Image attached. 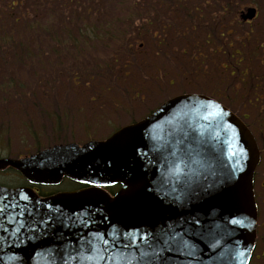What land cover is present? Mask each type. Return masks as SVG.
<instances>
[{
  "label": "water",
  "instance_id": "water-1",
  "mask_svg": "<svg viewBox=\"0 0 264 264\" xmlns=\"http://www.w3.org/2000/svg\"><path fill=\"white\" fill-rule=\"evenodd\" d=\"M208 101L176 97L106 140L1 158L0 170L16 168L32 183L58 184L68 175L94 187L47 198L29 186L0 187V264H247L258 159L236 116ZM197 119L209 135L205 158L213 147L227 158L221 205L209 194L194 202L188 144ZM116 183L114 197L103 192Z\"/></svg>",
  "mask_w": 264,
  "mask_h": 264
},
{
  "label": "trees",
  "instance_id": "trees-1",
  "mask_svg": "<svg viewBox=\"0 0 264 264\" xmlns=\"http://www.w3.org/2000/svg\"><path fill=\"white\" fill-rule=\"evenodd\" d=\"M233 4L234 0H0V92L6 96L2 97L4 104L17 100L22 105L31 99L66 103L70 96L59 83L71 88L79 85L88 94L84 83L92 84L99 76L104 79V73L120 65L122 58L131 60L139 39L152 37V45L158 48L163 44L168 51L171 42L166 41H172L177 33H194L196 21L212 19L201 13L224 11ZM93 23L99 28L94 30ZM105 37L109 40L103 41ZM203 37L207 42L208 35ZM53 77L56 87L50 86ZM111 86L100 85V89L107 91ZM45 91L52 96L43 94ZM34 107L55 120L68 119L70 112L65 106V111L62 108L55 115L49 103ZM2 114L4 122L11 118L9 110ZM6 132L4 129L0 139Z\"/></svg>",
  "mask_w": 264,
  "mask_h": 264
},
{
  "label": "rangeland",
  "instance_id": "rangeland-1",
  "mask_svg": "<svg viewBox=\"0 0 264 264\" xmlns=\"http://www.w3.org/2000/svg\"><path fill=\"white\" fill-rule=\"evenodd\" d=\"M237 9H239V0L233 11ZM92 28L96 30L99 26L93 23ZM234 31L239 32V29ZM226 39L228 41V37H226ZM108 40L109 38L106 37L103 39V41ZM230 40L231 47H233L231 48V52H234V50L239 47V41H236L233 37H231ZM171 57L172 55H168V58L171 59ZM235 60H237V58L232 57V60H228V62H233ZM118 62L121 65L113 66V69L110 68V70L108 69L107 72L104 73L106 76L104 79L99 76L92 84H90V82L84 83L83 86H86V89L89 90L88 94L91 93V95L83 92L81 88L79 89V85L78 88H71L70 86L65 87V84H55L57 80L55 77L49 79L53 82V85L50 86L56 87L57 85L58 87H62L67 94L69 92L70 99L66 103H64V100L59 103L58 100L55 101L54 99H51L49 102L50 105H53L52 110L56 111L54 113L55 115H59L62 108L63 111L68 107L70 108L67 110H71V118L67 121L64 118L62 119L63 124L61 126L64 125L66 128L55 130L57 123H55L56 125H52V117L47 115V111L45 113L43 109L39 111L37 107L35 108V101L32 99L30 101H24L22 104L23 106L17 103V100L6 102V104H4V101L0 102V109L2 111L9 110L10 116L13 117L11 119V130L6 132L3 144L0 142V156H17L20 153L35 151V142L37 139L32 138L30 128H34L33 131L37 130L42 135V137L39 138L42 147L49 145L51 141L54 142L60 135L62 140H76L79 142H83L89 138H104L118 127L143 118L164 100L174 95L206 88H208V91L212 89L205 77L195 79L194 85H192V76L189 74L188 81H186V74L182 76L177 74L178 70L175 68L177 65L173 60L163 59L161 61H156L150 58L147 65L139 61V64H134L126 69L122 67V65L127 66L125 62H123V58L118 60ZM155 67L160 68V72ZM125 71L126 75L124 73ZM227 73L228 70L226 74ZM116 75H118L120 79H117ZM212 76H214V73L211 74V77ZM213 78L214 77H212V79ZM106 84H112L114 86L115 89L112 94L119 97V99L113 100V103L109 104L107 109L101 111V106L106 104L105 99L101 98L99 103L101 105H96L92 98H99V91L104 92L103 89H100V85L105 86ZM95 85L98 86L95 87ZM221 85H223V88L227 89H224L225 94L229 91L233 96V94H235L234 92H237L236 87H239V82L237 83L235 78L234 80L233 78H229L227 83L222 82ZM43 94L52 96L50 91H45ZM0 97L6 98L1 92ZM236 97L238 98V95ZM41 102H43V100H41ZM107 102H110L109 99H107ZM2 111L0 113V129L6 126L3 124L5 121L3 117L5 115L2 114ZM40 114H42L41 120L37 124V119L40 117ZM67 115H70V113ZM29 118H32V124H30ZM7 121L8 120H6V122ZM25 123L27 125H24ZM67 126L69 128H67ZM9 137H11L12 140L6 142ZM4 172L5 174L4 178L2 176V181H4L5 184H20L18 182L22 179L16 175L17 173L15 174L10 170H5ZM9 174L10 177L8 176ZM71 185L72 183L69 180H65L63 184L52 189L57 191L58 189L61 190L60 186L66 189L72 187Z\"/></svg>",
  "mask_w": 264,
  "mask_h": 264
},
{
  "label": "flooded vegetation",
  "instance_id": "flooded-vegetation-1",
  "mask_svg": "<svg viewBox=\"0 0 264 264\" xmlns=\"http://www.w3.org/2000/svg\"><path fill=\"white\" fill-rule=\"evenodd\" d=\"M249 13L251 17H247ZM204 24L208 27V23ZM220 24H223L222 18ZM237 38L239 39L238 60L228 62L225 51L220 54L215 53L212 57L217 66L214 69L206 68L209 70L208 82L212 88L207 93L214 98H224L225 88L221 84L226 80L227 68L235 67L232 74L236 82H239L238 98L230 97L225 104L231 107L239 120L247 127L259 152V161L253 172L256 237L249 264H264V0H239ZM217 41L221 49L224 41L222 39ZM217 56H219L218 60ZM232 57L236 56L232 55ZM201 64L206 63L202 61L194 71H190L192 85H194L195 76L204 78L201 75L203 70L199 69ZM201 92L206 93V89ZM109 192L112 193V191Z\"/></svg>",
  "mask_w": 264,
  "mask_h": 264
},
{
  "label": "snow or ice",
  "instance_id": "snow-or-ice-1",
  "mask_svg": "<svg viewBox=\"0 0 264 264\" xmlns=\"http://www.w3.org/2000/svg\"><path fill=\"white\" fill-rule=\"evenodd\" d=\"M233 155H235V153ZM233 223H235V221H233ZM105 243H107V241H105Z\"/></svg>",
  "mask_w": 264,
  "mask_h": 264
}]
</instances>
